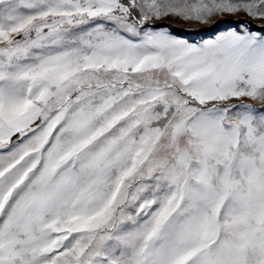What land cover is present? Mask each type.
Listing matches in <instances>:
<instances>
[{
  "label": "rangeland",
  "instance_id": "1",
  "mask_svg": "<svg viewBox=\"0 0 264 264\" xmlns=\"http://www.w3.org/2000/svg\"><path fill=\"white\" fill-rule=\"evenodd\" d=\"M0 264H264V0H0Z\"/></svg>",
  "mask_w": 264,
  "mask_h": 264
}]
</instances>
